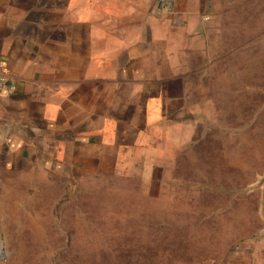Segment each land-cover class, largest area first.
<instances>
[{"label": "rangeland", "instance_id": "374dc122", "mask_svg": "<svg viewBox=\"0 0 264 264\" xmlns=\"http://www.w3.org/2000/svg\"><path fill=\"white\" fill-rule=\"evenodd\" d=\"M250 7L225 3L209 28L196 128L170 131L154 162L28 185L0 208V264H264V33Z\"/></svg>", "mask_w": 264, "mask_h": 264}, {"label": "crops", "instance_id": "0c3cea01", "mask_svg": "<svg viewBox=\"0 0 264 264\" xmlns=\"http://www.w3.org/2000/svg\"><path fill=\"white\" fill-rule=\"evenodd\" d=\"M234 1L0 0V208L50 178L154 162L170 131L195 129L197 61ZM259 2L244 12L263 34Z\"/></svg>", "mask_w": 264, "mask_h": 264}, {"label": "built area", "instance_id": "2783aa9c", "mask_svg": "<svg viewBox=\"0 0 264 264\" xmlns=\"http://www.w3.org/2000/svg\"><path fill=\"white\" fill-rule=\"evenodd\" d=\"M7 82V76L5 74H0V93L2 88L5 86Z\"/></svg>", "mask_w": 264, "mask_h": 264}, {"label": "water", "instance_id": "95a60500", "mask_svg": "<svg viewBox=\"0 0 264 264\" xmlns=\"http://www.w3.org/2000/svg\"><path fill=\"white\" fill-rule=\"evenodd\" d=\"M161 5H162V3L159 4V6H161Z\"/></svg>", "mask_w": 264, "mask_h": 264}]
</instances>
